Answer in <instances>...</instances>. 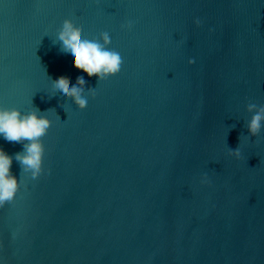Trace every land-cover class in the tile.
<instances>
[{"label": "water", "instance_id": "water-1", "mask_svg": "<svg viewBox=\"0 0 264 264\" xmlns=\"http://www.w3.org/2000/svg\"><path fill=\"white\" fill-rule=\"evenodd\" d=\"M66 19L109 33L119 74L75 68ZM62 75L84 77L85 109ZM261 107L264 0H0V108L53 121L38 179L13 159L0 264H264Z\"/></svg>", "mask_w": 264, "mask_h": 264}, {"label": "clouds", "instance_id": "clouds-1", "mask_svg": "<svg viewBox=\"0 0 264 264\" xmlns=\"http://www.w3.org/2000/svg\"><path fill=\"white\" fill-rule=\"evenodd\" d=\"M196 23L199 25L201 21L198 19ZM122 27L130 30L133 24L129 21ZM101 37L103 43L99 40L82 39L81 29L72 19L63 22L57 37L61 51L71 53L75 68L87 73L89 77H98L99 81L119 74L123 64L121 55L107 47L111 44L109 33L103 32ZM194 62V60L190 61V63ZM85 84L83 76L78 77L76 85L72 86L69 78L63 75L53 81L54 89L62 93L63 99L72 98L81 110L88 105L84 95ZM89 92L95 96L94 89H90ZM256 107L254 103L248 105L250 111ZM262 121H264V107L256 112L248 125L253 136L259 134ZM52 124L53 121L47 115H41L38 109L30 113H22L19 109L0 108V136L8 142L24 144V151L16 153L14 157L0 148V207L6 202L15 200L20 189V181L11 172L13 159L20 163L23 172L31 173L32 179H38L43 173L46 149L42 138L48 133ZM230 154L240 158L239 147ZM204 182L207 183V179Z\"/></svg>", "mask_w": 264, "mask_h": 264}]
</instances>
